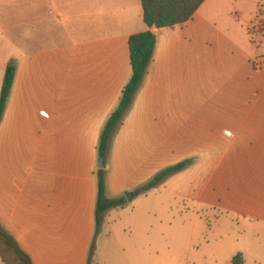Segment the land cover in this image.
Here are the masks:
<instances>
[{"label": "crops", "instance_id": "0c3cea01", "mask_svg": "<svg viewBox=\"0 0 264 264\" xmlns=\"http://www.w3.org/2000/svg\"><path fill=\"white\" fill-rule=\"evenodd\" d=\"M259 10L264 0H205L187 22L154 29L111 144L108 198L198 156L167 180L194 170L187 190L205 194V169L230 166L226 209L264 227V47L249 33ZM146 29L139 0H0V89L16 66L0 121V226L33 264H86L99 133L131 77L128 39ZM156 188L104 215L92 264H142L145 243L153 253Z\"/></svg>", "mask_w": 264, "mask_h": 264}, {"label": "rangeland", "instance_id": "374dc122", "mask_svg": "<svg viewBox=\"0 0 264 264\" xmlns=\"http://www.w3.org/2000/svg\"><path fill=\"white\" fill-rule=\"evenodd\" d=\"M255 22H261V31L251 38L255 48H261L264 15L260 10ZM197 159H186L190 164L185 169ZM213 168L210 165L204 171L205 194H190L187 190L190 180L196 177L192 170L170 178L149 195L158 210V222H154V251L145 243L142 264H231L238 252L242 264H264V227L241 220L226 209L231 206L230 166ZM0 255L5 264H18L1 241Z\"/></svg>", "mask_w": 264, "mask_h": 264}, {"label": "trees", "instance_id": "16d2710c", "mask_svg": "<svg viewBox=\"0 0 264 264\" xmlns=\"http://www.w3.org/2000/svg\"><path fill=\"white\" fill-rule=\"evenodd\" d=\"M142 7V18L147 29L145 31L132 34L128 39L129 59L131 65V77L123 87L118 103L112 110L105 123L103 124L98 141L97 156L104 154L107 159L110 155V148L113 138L122 124L125 115L129 111L135 95L139 91L147 69L152 61L156 36L154 29L180 25L190 20L197 9L205 0H139ZM16 66L10 61L5 66L3 80L0 89V121L2 119L7 98L9 96ZM190 164L189 160L180 161L174 165L161 169L143 185L133 191V195L143 194L150 189L156 188L164 183L172 175L182 171ZM106 176L107 169L96 171L97 198L95 204V228L94 236L91 241L86 264H92V257L95 250V239L99 234L103 217L111 209L126 205L125 197L108 198L106 196ZM0 241L13 254L18 264H33L29 255L20 248L14 238L0 226ZM1 261L5 264L4 258L0 255ZM231 264H242L241 254L237 253L231 259Z\"/></svg>", "mask_w": 264, "mask_h": 264}, {"label": "water", "instance_id": "95a60500", "mask_svg": "<svg viewBox=\"0 0 264 264\" xmlns=\"http://www.w3.org/2000/svg\"><path fill=\"white\" fill-rule=\"evenodd\" d=\"M96 166H97L98 169L105 168V166H106V158H105V155L104 154H100V155L97 156ZM124 196H125V199L127 201H130L131 198L133 197V193H131V192H125L124 193Z\"/></svg>", "mask_w": 264, "mask_h": 264}, {"label": "built area", "instance_id": "2783aa9c", "mask_svg": "<svg viewBox=\"0 0 264 264\" xmlns=\"http://www.w3.org/2000/svg\"><path fill=\"white\" fill-rule=\"evenodd\" d=\"M256 31H261V22H255L251 24V27L249 29V33L251 34V36L253 35V33H255ZM263 31V30H262Z\"/></svg>", "mask_w": 264, "mask_h": 264}]
</instances>
